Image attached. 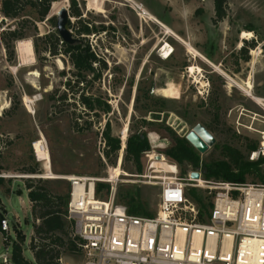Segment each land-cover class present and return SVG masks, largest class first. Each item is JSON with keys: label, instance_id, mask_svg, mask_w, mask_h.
<instances>
[{"label": "rangeland", "instance_id": "1", "mask_svg": "<svg viewBox=\"0 0 264 264\" xmlns=\"http://www.w3.org/2000/svg\"><path fill=\"white\" fill-rule=\"evenodd\" d=\"M57 2L45 20L26 13L23 18L27 22L22 23L23 19L3 16L0 0V108L8 105L0 110V177L5 180L0 186V213L10 227L9 245L0 231V256L12 253L14 226H18L25 235L23 256L32 264H37L30 249L34 218L25 183L33 174L24 169L36 166L45 173L34 154L37 140L44 138L49 147L52 172L58 176L50 180L66 183L69 176L102 179L114 169L119 175L116 200L121 188L137 186L146 209L155 213L161 186L157 179L144 175L162 174L147 171L143 154L140 172L125 158L132 134L142 131L170 146L173 134L185 136L201 123L216 139L201 154L208 161L222 158L223 144L248 154L249 140L260 145L264 138V0H228L226 17L218 21L213 0H78L82 19L72 17L71 22L76 27L89 23L93 32L86 38L107 64L100 79L86 88L88 94L101 97L111 106L106 114L98 111V116L84 111L77 96L65 86L70 63L64 62L63 55L55 57L45 50V35L54 30L48 18L64 7L70 8V0ZM139 6L219 69L192 53ZM15 27L25 33L20 40L31 41L33 54L22 56L17 40L9 61L1 37L3 30ZM245 32L248 35L243 36ZM252 41L255 47H250ZM244 45L248 60L240 51ZM166 51L171 53L169 57H165ZM44 56L45 63L39 59ZM249 81L251 89L246 87ZM167 87L174 89L172 96L164 95L162 90ZM64 93L66 99L59 101ZM107 123L122 144L116 157L104 154L102 132ZM155 149L165 154L166 148ZM248 182L258 181L250 178ZM195 190L199 195L207 194L204 189ZM83 262L82 255L63 257V264Z\"/></svg>", "mask_w": 264, "mask_h": 264}, {"label": "built area", "instance_id": "2", "mask_svg": "<svg viewBox=\"0 0 264 264\" xmlns=\"http://www.w3.org/2000/svg\"><path fill=\"white\" fill-rule=\"evenodd\" d=\"M38 143L42 159L35 152V142L34 154L45 173L31 177L53 179L46 178L52 171L49 147L41 139ZM143 155L147 171L162 174L144 175L161 186L153 216L131 215L117 202L119 175L114 169L102 179L66 177L71 184L69 217L81 242L83 264H264V185L205 180L199 168L182 175L178 164L163 152L153 148ZM260 156H264V138L250 155L252 160ZM158 161L168 162L171 169H158ZM194 171L199 178L191 176ZM97 182L110 185L107 200L97 197ZM200 188L213 198L205 221L199 220V208L192 199V191ZM9 230L8 220L2 219L8 245ZM0 260V264H15L9 252Z\"/></svg>", "mask_w": 264, "mask_h": 264}, {"label": "trees", "instance_id": "3", "mask_svg": "<svg viewBox=\"0 0 264 264\" xmlns=\"http://www.w3.org/2000/svg\"><path fill=\"white\" fill-rule=\"evenodd\" d=\"M59 0H1V12L5 18L27 19L23 17L26 13H31L39 20H45L51 11L53 4ZM216 18L215 21L223 20L226 17V8L228 0H213ZM70 17L78 20L82 19V12L78 0H70ZM48 21L54 27V30L45 35L47 45L45 50L52 56L63 55L64 62L70 63L69 73L65 86L72 91L73 96H77L79 104L84 111L94 113L98 116V111L108 113L111 106L101 97L90 93L86 88L101 77L102 70L107 68V64L99 58L98 54L92 48V44L86 38L93 32L89 23L76 27L69 21V28L74 32L76 42L67 44L63 42L57 31V18L52 16ZM253 30V28H250ZM101 33V31H97ZM25 37L19 27L3 30L1 40L6 49L8 60L12 61L14 57V43ZM248 43V42H245ZM36 45V42H35ZM256 43L252 41L250 47H255ZM248 48L245 45L240 50L246 53L245 60H248ZM37 51V50H36ZM41 62L45 63L47 57H39ZM63 75H67L65 70ZM77 88V89H76ZM67 94L59 96V101L66 99ZM150 102L153 97H149ZM148 108L150 106L148 105ZM80 119V118H79ZM78 127L79 122L75 123ZM238 136V135H237ZM105 145L104 154L106 157L117 156L121 149V141L118 137L112 135L110 124L107 123L102 132ZM238 137H241L240 135ZM173 144L167 146L163 140L157 139L154 135L145 132H135L127 140L125 158L135 165L136 171H142L141 155L143 152L153 148H166L167 158L178 164L182 175L190 169H200L205 180L249 183L250 178H256V184L264 185V156L256 160H249V154L256 151L259 143L249 140L247 144L248 154L231 144H223L220 147L222 158L217 160H206L201 154L187 141L185 136L173 134ZM1 147V141H0ZM219 147V146H218ZM1 156V152H0ZM188 166L189 169L184 167ZM25 173L38 174L36 166H29L24 169ZM0 177V186L4 182ZM255 183V182H254ZM30 200L31 212L34 218L33 232L30 240V249L34 255L37 264H63L60 260L64 256L82 255L80 240L74 233V220L69 217L68 204L70 199L71 184L62 180H47L40 177H30L25 183ZM110 193V185L105 182L96 183V195L99 199H107ZM192 199L199 208V220L205 221V215H209L213 207V198L211 195H199L196 190L192 191ZM117 202L127 207L131 215L153 216L154 213L146 209V202L142 198L141 189L130 185L121 188L117 195ZM4 214L0 213V231L1 220ZM16 239L12 242V254L15 264H32L23 256V243L25 235L18 226H14Z\"/></svg>", "mask_w": 264, "mask_h": 264}, {"label": "water", "instance_id": "4", "mask_svg": "<svg viewBox=\"0 0 264 264\" xmlns=\"http://www.w3.org/2000/svg\"><path fill=\"white\" fill-rule=\"evenodd\" d=\"M57 31L63 42L67 44H74V32L69 28V21L71 20L69 10L64 7L57 14ZM187 141L200 153L204 154L216 142L213 134L201 123L196 124L186 135ZM200 173L194 171L191 173L193 178H199Z\"/></svg>", "mask_w": 264, "mask_h": 264}, {"label": "bare ground", "instance_id": "5", "mask_svg": "<svg viewBox=\"0 0 264 264\" xmlns=\"http://www.w3.org/2000/svg\"><path fill=\"white\" fill-rule=\"evenodd\" d=\"M130 1H132V0H130ZM137 5V4H136ZM139 9H141V12L143 11V13L144 14H146L147 16H148V18L149 19H151V20H153V21H155L157 24H159L161 27H163V28H165L166 29V32L167 33H170V34H172L175 38H177L178 40H180L181 42H183L184 44H186L188 47H189V49L191 50V51H193L192 53H194L195 55H197V56H199V57H201L203 60H205V62H208V63H210V64H212V65H214L213 63H211V61H209L206 57H204L203 55H201L200 53H198L197 51H195L193 48H192V46L189 44V43H187V41L185 42L181 37H179L176 33H174L169 27H167L166 25H164L162 22H160L159 20H157L149 11H147L146 9H144L143 7H140L139 6ZM246 35H248V33L247 32H245V34L243 35V36H246ZM169 47V46H168ZM17 50H18V52L22 55V56H24V55H27V54H30V55H32L33 54V49H32V43H31V41L30 40H19L18 42H17ZM171 55V53L170 52H167L166 51V53H165V57H169ZM215 67H217L216 65H214ZM217 69H219L218 67H217ZM247 88H252V85H251V82L249 81L248 83H247V86H246ZM163 89V88H162ZM163 93H164V95L165 96H172V94L174 93V89L173 88H164L163 90ZM255 100L256 101H261V99L260 98H255ZM29 102V101H28ZM8 105H4V107L3 108H0V110H3L4 108H6ZM28 107L31 109V106H29L28 105ZM42 141H45L44 140V138H42L41 139ZM38 141L39 140H37L36 142H35V152H37V155L39 154V149H40V144L38 143ZM38 158H39V160H41L42 159V157L40 156V155H38ZM156 166H157V168L159 169H162V170H164V171H166V172H168L171 168L169 167V163L168 162H166V161H158L156 164H155ZM58 176L57 175H55L52 171L51 172H48L47 173V176H46V178H57Z\"/></svg>", "mask_w": 264, "mask_h": 264}, {"label": "crops", "instance_id": "6", "mask_svg": "<svg viewBox=\"0 0 264 264\" xmlns=\"http://www.w3.org/2000/svg\"><path fill=\"white\" fill-rule=\"evenodd\" d=\"M54 179V178H53Z\"/></svg>", "mask_w": 264, "mask_h": 264}]
</instances>
